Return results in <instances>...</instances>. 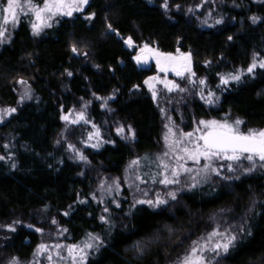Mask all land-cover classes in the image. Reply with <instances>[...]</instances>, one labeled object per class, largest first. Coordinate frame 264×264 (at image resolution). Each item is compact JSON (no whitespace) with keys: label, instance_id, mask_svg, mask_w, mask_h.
I'll return each mask as SVG.
<instances>
[{"label":"trees","instance_id":"trees-1","mask_svg":"<svg viewBox=\"0 0 264 264\" xmlns=\"http://www.w3.org/2000/svg\"><path fill=\"white\" fill-rule=\"evenodd\" d=\"M186 1L169 0L167 11L160 0H90L84 12L60 19L39 37L19 23L0 47V107L17 109L0 123V264L13 258L18 264H73L66 246H82L90 233L104 243L90 251L86 264H179L192 242L217 225L221 231L230 226L237 241L228 253H209L213 264H264V166L258 160L251 172L244 171L252 167L244 160L234 164L235 172L211 174L160 207L122 197L118 207L104 204L105 212L93 198L96 179L121 176L132 155L158 162L162 114L144 84L154 70L134 59L145 43L162 52L190 51L194 78L215 92L216 102L206 109L185 85L186 113L239 118L245 132L264 129V69L246 72L254 56L264 59V1L205 0L202 6L198 0L210 15L208 26L196 21ZM91 12L96 16L85 19ZM238 70H244L239 83L220 84L221 74ZM18 80L30 85L32 98L24 103L15 92ZM176 99L173 106L180 107ZM70 111H83L96 125L103 142L98 148L81 144L89 125L64 127L61 117ZM14 221L20 223L13 232L6 226ZM40 244L48 246L45 257L38 255Z\"/></svg>","mask_w":264,"mask_h":264},{"label":"snow or ice","instance_id":"snow-or-ice-1","mask_svg":"<svg viewBox=\"0 0 264 264\" xmlns=\"http://www.w3.org/2000/svg\"><path fill=\"white\" fill-rule=\"evenodd\" d=\"M90 0H42V3L36 2V0H6L5 3L0 4V43H3V38L7 32V25L11 24L13 26L17 25L20 21L21 15L34 17L31 21V28L34 35H40L44 28L52 27V21L56 17L60 16H73L75 12H84L85 8L89 5ZM162 7L167 10L169 8V0H163ZM179 8V5H176ZM199 7V6H198ZM189 11H192L190 8ZM96 16L95 12L89 13L85 19L91 20ZM258 17H252L253 22H256ZM223 19L216 21L217 24H222ZM207 23V21H205ZM108 28L116 32V29L108 24ZM117 35L119 33L117 32ZM229 40L232 37H228ZM125 43L132 47L134 42L131 37L125 40ZM73 53L78 52V48L75 44L72 45ZM87 55V53H85ZM259 55V54H256ZM138 64H148L150 60L154 59L158 72L167 74L169 71L174 72L179 77H184L185 74H190V77H194L196 73L192 68V53L181 52L177 48L176 53L162 52L158 48L150 47L147 43L143 45L139 50V54L134 57ZM210 63V62H207ZM259 67L264 69V59L257 60L256 56L253 57L252 63L247 67L246 72L248 74H254L255 69ZM71 76L72 72H68ZM244 75V70H238L236 72H229L220 75V84L228 85L231 82L239 83ZM20 84H26V81L20 80ZM145 85L149 87L152 91L153 99H156L157 92L155 90V84L161 83L169 91L179 90L186 91V89L181 88V86L174 81L167 80L165 77L161 79L159 75L148 77L144 81ZM189 83L195 84V80L189 79ZM199 84H206L205 79H200ZM136 87H139L138 85ZM207 103L209 105L214 104L216 101L213 97L216 96L215 92L208 91ZM24 98L31 99V89L30 86L25 88ZM203 91H201V99H204ZM17 111L16 108L0 109V121H3L5 115L11 116L12 113ZM163 111V110H162ZM63 120L68 121L69 115H64L61 117ZM80 120L88 122L83 111L77 113V119L71 120V123H79ZM244 123L241 119L237 118L234 121H229L227 118L217 120H199L197 122V127L192 131H184L182 128H177L174 130L172 127L166 125L168 132L164 136L167 151H165L162 156H158L157 164L158 168H162V172L158 175L162 176V179L158 183L165 186L180 184L181 176L186 175L191 181L190 187H196L198 181L197 177L207 180L211 174L217 176L221 175L222 169L226 168L229 172H235L236 168L234 164H239L244 160H247L252 164V167L245 168L244 171L251 172L254 170L257 160L262 162L261 166H264V129L256 130L249 129L248 131H242L241 125ZM96 127V125H93ZM131 136L135 137L134 130H131V126H128ZM118 133L124 131L123 126L117 129ZM99 137L100 132L97 128L95 134ZM93 138V133H89V140ZM94 148L100 146L99 143L91 145ZM70 148H74V145H69ZM171 155L172 161L165 162L166 157ZM5 159V157L0 156V160ZM79 159L87 160V157L81 152L79 154ZM147 159V157H145ZM203 161V163H202ZM226 163H217V162ZM189 162L195 167L189 166ZM140 165V159H136L130 162L129 167ZM15 165H13L14 167ZM193 173H195L193 175ZM223 179H229V177L224 176ZM136 179L141 183H145L143 176L137 175ZM153 183H156V176L152 177ZM117 188H119V181L116 182ZM103 188V184L101 185ZM111 191V187L108 189ZM168 196L172 199L176 198V192H168ZM95 198V197H94ZM82 203L84 201H81ZM137 203L148 204L153 207H158L161 204H166L167 200L161 199L160 194L157 193L155 201L148 200H138ZM119 206V205H118ZM105 212L108 211L107 208L104 209ZM65 215H68L66 212ZM100 219L104 222H108L107 217L101 216ZM56 221H53L55 223ZM20 223L19 221H14L13 224L7 225L6 227L10 231H15V224ZM28 227H33V225H28ZM241 230H244V226H240ZM37 232H42L40 228H36ZM67 231V229H64ZM250 234V233H249ZM237 241V234L229 226L225 228L224 231L220 230V226L217 225L212 232L208 233L206 237H201L200 240L193 241L190 251H188L180 260L179 264H213V259L208 255L209 253L214 254V256H220L222 253H228L230 248L234 246ZM104 241L98 234H88V240L83 243V246L77 244L67 245L68 255L72 258L73 264H86L89 253L91 250L99 251L100 247L103 245ZM64 247L62 245H55L56 249ZM48 251V246L45 244H40L38 246L37 252L43 253ZM56 255L59 257L60 252L57 251ZM48 260L52 261L53 257L48 255ZM78 258V260H77ZM10 264H18L16 258L10 262Z\"/></svg>","mask_w":264,"mask_h":264},{"label":"rangeland","instance_id":"rangeland-1","mask_svg":"<svg viewBox=\"0 0 264 264\" xmlns=\"http://www.w3.org/2000/svg\"><path fill=\"white\" fill-rule=\"evenodd\" d=\"M147 1L151 2L152 0H147ZM160 1L163 4V0H160ZM256 1L263 2L264 0H256ZM5 2H6V0H0V4L5 3ZM36 2L42 3V0H36ZM211 3H213V2H211ZM206 4L207 3H205V0H203V4H201V5L205 6ZM185 6H188V9H187L188 11L190 8L192 9V11H189L190 14H196V19H197L196 21H199L198 22L199 24L205 25L204 20H207L208 17L210 18V15L208 13H205L204 11H202V9L200 8V3L198 0H187L185 3ZM170 9H172L171 5L167 9V11ZM173 9L176 10L177 7L173 8ZM213 9H214V6H213L212 10ZM77 13H80V12L73 13V16H71V17H68V16L56 17L55 20L52 21V25L56 24L60 19H63V18L72 19ZM32 20H34V17L21 15L19 23H21V22L27 23L28 26L30 27L32 34H33V31L31 28V21ZM215 20L216 19L212 20L213 23ZM19 23L15 26H13L11 24L7 25V32L5 34V37L3 38L4 42L0 43V47L5 45L10 40L12 32L17 28ZM215 23H216V21H215ZM208 25H211V23L206 24V26H208ZM46 29L47 28H44V30L40 33V35ZM40 35H34V36L39 37ZM142 47L143 46L139 47V49ZM130 48L134 49V46L130 47ZM138 54H139V51H138L137 55ZM149 65L152 66L151 64H149ZM152 68L154 70V73L148 77L159 75L161 79H164L166 77L167 80L174 81L175 83L179 84L181 86V88H184V86L186 85L190 90H192L195 93L196 97L200 100V102H202L205 105V108L208 109V107L210 106L207 103V99H208L207 94H208L209 89L206 87L205 84L204 85L199 84L200 79L197 80L194 77H190V74H187V73L185 74V76L183 78L179 77V76L177 77L176 74L172 73L171 71H169L167 74H165V73L158 72L157 67L156 68L152 67ZM174 74L176 77L174 76ZM175 79H178L179 81H176ZM189 79L195 80V84L189 83ZM19 81L20 80L15 82L14 88H15V92H16V95L18 98V103H24L28 98H24L23 100H21V97L24 95L25 88L29 87L30 85H29L28 81H26V80H24V81H26V84H20ZM145 86L152 96V91L149 89V87L147 85H145ZM224 86H227V85H224ZM189 89L188 90L186 89V91H189ZM155 90L157 92V97L154 100L158 104V106L160 108V112L162 114L161 135H160L158 149L155 152L156 157L162 156V154L168 150L166 147V144H165V140H164V136L168 132V128H166V125H168L169 127H172L174 130L178 126L179 128H182L184 131H192L195 127H197V122L199 120L216 119L215 117H211V116L210 117H206V116L205 117H199V116L195 115L194 112L186 113L185 107H187L188 103L186 105L182 104L187 99V95L185 94L186 91L173 90V91L169 92L164 87V85L161 83L155 84ZM201 91H203V95L205 97L204 99H201ZM174 95L177 98L176 100H178V103L182 104V105H180V107L173 106L171 98ZM213 99H214V97H213ZM7 108H13V107H10V106L0 107V109H7ZM65 115H69L68 121L63 120L65 128H67L69 126H76V125L81 124V123H83L87 126L89 125L88 129H86L87 135H85L82 138L81 144L83 146L92 147L91 146L92 144L99 143L101 145L103 143L100 135H99V137H96L94 135L97 129L95 127H93L92 122H90V121L85 122L84 120H80L79 123H71V120L77 119V113L70 111V112L66 113ZM7 117H9V116L5 115L4 120ZM224 118H227L229 121L236 120L235 118H229L226 116L217 118V120H221ZM0 123H2V121H0ZM188 123H190V125H191L189 129H188V127H189ZM123 124L124 123L121 122L120 126H122ZM89 133H93V138L91 140H89ZM122 133H121V135H122ZM68 150L75 152V148L69 147ZM136 159H139V156H136V155L133 156L132 155V157L127 162L125 168L123 169L121 176L111 177V176L102 175V176H99L98 179H96V182H95L96 184L94 185L93 192H92L93 198L95 197V199H97L103 205V208H105L104 204H109L111 207H118V205L121 204L120 200H122L123 198H127V197H130V200H128V202L131 201V197H135L136 201L148 200V199L155 201L157 193L160 194L161 199L172 200V198L167 195L168 192H172V191L176 192V198H177V194L179 193L180 190H184L185 188L190 187L191 181L188 179V177L186 175L181 176V178H180L181 183L180 184L165 186L163 184L158 183V181L160 179H162V176L158 175L159 172H162V168L157 167V164L159 163V161L157 163H155V161H153L154 164H152L151 162L149 164V162L144 163V162L140 161L139 166H134L133 168H130L129 167L130 162L133 160H136ZM164 159H165V162H171L172 161L171 155L169 157L164 158ZM202 163H203V161H202ZM217 163L219 164V163H226V162L220 161ZM189 166L195 167L194 165L191 164V162H189ZM194 174L195 173H193V175ZM137 175L143 176V178L146 182L141 183L139 180H137L136 179ZM153 175L156 176V180H157L156 183H153V180H152ZM202 176H203V174H201V177H197L198 183L196 186H198L204 182V180L202 179ZM117 180L119 181V188H117L116 183H115ZM102 184H103V188L101 187ZM109 187H111V191L108 190ZM122 193H126V195H122ZM160 206H162V204ZM160 206H158V207H160ZM215 227L212 228V226H210V229L212 230ZM211 230H210V232L213 231V230L212 231ZM47 252L48 251L43 252V253L38 252V255L45 257ZM77 260H78V258H77Z\"/></svg>","mask_w":264,"mask_h":264},{"label":"flooded vegetation","instance_id":"flooded-vegetation-1","mask_svg":"<svg viewBox=\"0 0 264 264\" xmlns=\"http://www.w3.org/2000/svg\"><path fill=\"white\" fill-rule=\"evenodd\" d=\"M149 64L152 65V66L149 65L151 68H152V67L156 68L155 60H151V61L149 62ZM153 65H154V66H153ZM149 66H148V67H149Z\"/></svg>","mask_w":264,"mask_h":264},{"label":"water","instance_id":"water-1","mask_svg":"<svg viewBox=\"0 0 264 264\" xmlns=\"http://www.w3.org/2000/svg\"><path fill=\"white\" fill-rule=\"evenodd\" d=\"M152 60H154V59H152ZM150 61H151V60H150ZM150 61H149V62H150ZM139 65H141V66H143V67H148V66H149V63L146 64V65L141 63V64H139ZM171 72H172V71H171ZM172 73H174V72H172Z\"/></svg>","mask_w":264,"mask_h":264}]
</instances>
